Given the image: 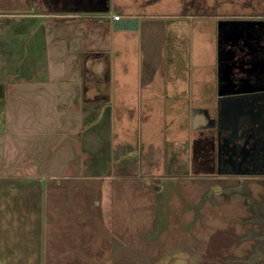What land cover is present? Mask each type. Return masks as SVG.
Here are the masks:
<instances>
[{"label":"crops","instance_id":"1","mask_svg":"<svg viewBox=\"0 0 264 264\" xmlns=\"http://www.w3.org/2000/svg\"><path fill=\"white\" fill-rule=\"evenodd\" d=\"M17 1L14 9H0V178L59 181L71 175L95 179L85 186L101 180L103 187L113 177L104 161L121 149L138 156L139 146H148L130 124L157 130L158 139L164 119L182 113V100L190 112L186 123L205 124L195 109L211 87L216 99V19L208 47L214 69L206 75L195 65L205 53L184 34L193 24L151 19L146 9L153 0ZM171 14L199 18L183 8ZM131 17L138 19L136 28H117Z\"/></svg>","mask_w":264,"mask_h":264},{"label":"rangeland","instance_id":"2","mask_svg":"<svg viewBox=\"0 0 264 264\" xmlns=\"http://www.w3.org/2000/svg\"><path fill=\"white\" fill-rule=\"evenodd\" d=\"M194 1L153 0L146 10L164 24L172 19L193 24L184 34L205 53L195 65L209 75L215 55L208 50L211 21L216 15L264 14V2L197 0L207 2L204 9ZM17 2L0 0V9H14ZM182 8L199 18H174L171 13ZM205 91L207 101L199 109L209 115L215 90ZM181 102L182 113L164 119L158 139L157 130L130 124L148 146L144 151L139 146L138 156L121 149L114 162L103 160V168L113 173L103 187L101 180L85 186V180L95 179L71 175L59 181L2 175L0 264H264V209L246 193L264 207V182L214 171L213 132L192 131L184 119L190 115L188 101Z\"/></svg>","mask_w":264,"mask_h":264},{"label":"flooded vegetation","instance_id":"3","mask_svg":"<svg viewBox=\"0 0 264 264\" xmlns=\"http://www.w3.org/2000/svg\"><path fill=\"white\" fill-rule=\"evenodd\" d=\"M193 4L199 7L200 1ZM215 17L216 104L209 115L197 107L195 111L206 114L202 127L213 132L210 145L214 171L219 175H235L244 182L249 179L264 182V14ZM221 20L227 22L223 23L219 36ZM219 62L228 70L221 82ZM238 88L248 91L236 93L234 90ZM237 97L241 99V107ZM189 127L192 131H204L201 126ZM246 193L255 206L264 209L249 190Z\"/></svg>","mask_w":264,"mask_h":264},{"label":"water","instance_id":"4","mask_svg":"<svg viewBox=\"0 0 264 264\" xmlns=\"http://www.w3.org/2000/svg\"><path fill=\"white\" fill-rule=\"evenodd\" d=\"M109 9V7L108 6H106L105 8H104V10H108ZM227 21H225V20H221V21H219V23H218V27L220 28V30H219V36H220V31H221V27H222V25H223V23H226ZM116 25H117V28H122V29H126V28H128V29H134V28H136L137 27V25H138V19L137 18H134V17H131V18H124V19H122L121 21H119L118 23H116ZM219 42H221V39H219ZM221 65L222 64H220V62H219V72L221 73V75H220V77H219V81L221 82V81H223V79H224V76H225V74L227 73V67H226V69H223L222 67H221ZM236 93L237 92H246V91H248V89H242V88H238V89H235L234 90ZM237 101H238V104H239V107H241L242 106V103H241V99H240V97H237Z\"/></svg>","mask_w":264,"mask_h":264},{"label":"trees","instance_id":"5","mask_svg":"<svg viewBox=\"0 0 264 264\" xmlns=\"http://www.w3.org/2000/svg\"><path fill=\"white\" fill-rule=\"evenodd\" d=\"M204 1H207V0H204ZM204 1H203L202 3H201V1H200V4H201V6L205 9L206 6H207V2H206V4H205ZM198 2H199V1L195 0L193 3H196V4H197ZM263 2H264V0H263ZM200 4H199V5H200ZM202 12H204V11H202Z\"/></svg>","mask_w":264,"mask_h":264},{"label":"built area","instance_id":"6","mask_svg":"<svg viewBox=\"0 0 264 264\" xmlns=\"http://www.w3.org/2000/svg\"><path fill=\"white\" fill-rule=\"evenodd\" d=\"M112 17H113V19H119L121 17V15L120 14H113Z\"/></svg>","mask_w":264,"mask_h":264}]
</instances>
